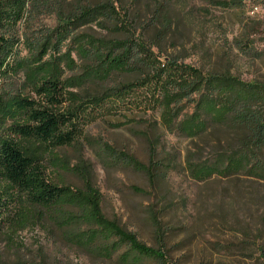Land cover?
<instances>
[{"label":"rangeland","instance_id":"obj_1","mask_svg":"<svg viewBox=\"0 0 264 264\" xmlns=\"http://www.w3.org/2000/svg\"><path fill=\"white\" fill-rule=\"evenodd\" d=\"M162 3L172 18L164 37H158V25L145 30L153 10L149 0L135 4L125 20L135 40L152 46L157 60L173 56L204 75L217 72L229 73L242 82L264 80V6L245 3L230 9L212 0ZM64 27L55 14L30 16L18 24L12 34L18 42L7 61L13 70L0 80V118L6 121L0 126L8 128L17 122L12 111L18 99L50 107L47 99L35 92L44 75L61 81L67 100L63 106L68 108L70 103L75 110L80 106L77 92L131 82L137 77L136 73L115 74L107 81L99 79V69L91 72L89 64L77 54L80 49H75L82 35L123 39V33L83 27L74 40L61 36L56 43L54 34ZM4 38L8 36L4 34ZM192 98L197 99L196 95ZM126 100L122 115L97 119L85 127V135L75 147L54 150V159L48 155L44 163L47 179L71 188L91 183L102 196L105 217L152 248L160 243L151 225V213L156 215L168 231L164 237L169 252L166 264H264V258L241 245L251 241L264 246V236L255 238V230L263 224L259 216L264 212V186L242 175L232 180L218 177L197 183L184 170L187 152L196 154L203 149L206 161L212 146L219 139L223 145L225 136L211 130L194 140L179 135V123L185 120L188 130L196 121L193 116L199 114L188 101H181L177 107L179 97L164 98L158 90L148 92L144 88ZM151 145L157 159L173 167L166 181L154 186L144 174L121 166L117 158L108 155L113 150L147 163ZM232 198L238 225L232 218L224 220L220 212L230 210ZM245 227L251 229L249 239L239 232ZM230 245L234 247L226 250ZM0 264L148 263L121 258L118 253L104 256L83 242L77 227L66 230L62 223L41 219L39 213L29 214L16 204L11 211L0 214Z\"/></svg>","mask_w":264,"mask_h":264},{"label":"trees","instance_id":"obj_2","mask_svg":"<svg viewBox=\"0 0 264 264\" xmlns=\"http://www.w3.org/2000/svg\"><path fill=\"white\" fill-rule=\"evenodd\" d=\"M139 1L0 0V80L13 70L7 61L18 42L12 35L18 24L27 17L43 14H55L65 26L64 31L54 34L56 43L61 36L65 40H74L83 27H95L105 33H123L126 36L123 39L85 34L75 49H80L77 54L89 64L91 72L95 71L94 68L99 69L96 76L99 79L107 81L115 74H137L131 82H114L116 84L110 87L77 92L75 97L80 106L76 110L70 103L68 108H64L67 100L61 81L45 75L35 92L47 99L49 108L24 99L15 101L12 118L17 122L8 128L0 126V214L11 211V207L18 204L29 214L39 213L41 219L62 223L66 230L77 227L83 234V242L104 256L118 253L125 259L131 257L143 263L166 264L169 252L165 248L164 237L168 231L156 215L151 213V225L160 243L157 248H152L121 228L116 221L105 217L102 196L91 183L71 188L50 182L44 164L48 155L54 159V150L75 147L85 135V127L97 119L122 115L126 99L145 88L148 92L158 90L164 98L179 97L177 107L183 100L194 104V110L199 113L193 116L196 121L188 130L184 127L187 122H180L179 135L194 140L211 130L225 136L223 145L219 139L212 146L210 158L206 161L203 149L197 150L196 154L186 153L184 170L195 182L203 183L218 177L232 180L242 175L247 181L264 186V80L242 82L229 73L204 75L173 56H167L160 62L154 57L152 46L146 47L141 39L135 40L126 24L131 8ZM149 1L153 10L145 30L158 25V37H164L171 27L172 18L162 0ZM212 1L230 9L243 7L245 3L264 6V0ZM194 95L197 97L195 100L192 98ZM0 119V124L4 125L6 121ZM170 132L174 133V130ZM108 155L117 158L121 166L144 174L152 186L166 181L173 169L172 164L157 159L153 145L149 146L147 163L113 150ZM133 190L144 194L139 189ZM234 204L232 198L230 210L220 212L224 220L232 218L238 225ZM259 218L263 219V224L255 230L256 240L264 236V212ZM239 232L245 238H251L250 228H242ZM241 245L264 258V246L251 241ZM233 247L230 245L226 250Z\"/></svg>","mask_w":264,"mask_h":264}]
</instances>
